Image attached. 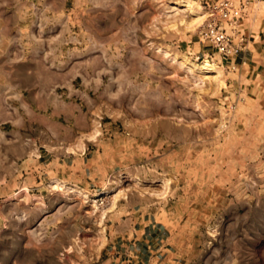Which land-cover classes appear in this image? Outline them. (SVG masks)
<instances>
[{
  "label": "rangeland",
  "instance_id": "obj_1",
  "mask_svg": "<svg viewBox=\"0 0 264 264\" xmlns=\"http://www.w3.org/2000/svg\"><path fill=\"white\" fill-rule=\"evenodd\" d=\"M217 1L0 0V264H127L156 221L174 264H264V59L199 43Z\"/></svg>",
  "mask_w": 264,
  "mask_h": 264
},
{
  "label": "built area",
  "instance_id": "obj_2",
  "mask_svg": "<svg viewBox=\"0 0 264 264\" xmlns=\"http://www.w3.org/2000/svg\"><path fill=\"white\" fill-rule=\"evenodd\" d=\"M252 1L261 3L264 0ZM208 10L210 16L200 29L199 43L210 46L224 60H233L247 51L250 39L241 29L247 17L246 6L233 0H219ZM207 57L210 59L209 54Z\"/></svg>",
  "mask_w": 264,
  "mask_h": 264
},
{
  "label": "crops",
  "instance_id": "obj_3",
  "mask_svg": "<svg viewBox=\"0 0 264 264\" xmlns=\"http://www.w3.org/2000/svg\"><path fill=\"white\" fill-rule=\"evenodd\" d=\"M261 3H264L261 2ZM242 25L245 26L244 32L250 39V44L244 53L241 54L240 59L245 63L260 61L264 59V18L258 21V17H247L242 21ZM254 39V40H253ZM234 61V59L232 60ZM256 69L261 63H255ZM83 151V145H78L77 151ZM135 234V233H134ZM137 234V231H136ZM143 245L147 249L141 251L136 250V257L133 254L136 261H130L132 264H174L176 262V256L174 252L166 248L168 245V229L162 225V223L156 221L150 222L145 225V229L140 232ZM139 240V238L137 239ZM159 247V248H157ZM127 262V264H129ZM135 262V263H134Z\"/></svg>",
  "mask_w": 264,
  "mask_h": 264
},
{
  "label": "bare ground",
  "instance_id": "obj_4",
  "mask_svg": "<svg viewBox=\"0 0 264 264\" xmlns=\"http://www.w3.org/2000/svg\"><path fill=\"white\" fill-rule=\"evenodd\" d=\"M185 4H186L187 7H191L192 6V4L190 2H185ZM209 16H210V11L208 13V17ZM205 18H206V13H202L201 17L199 18L198 24H201L204 21ZM193 66L195 68H198L201 71V73L204 74V75H216L215 77L218 78L217 81H218V84H219L218 86L219 87L224 84V82L220 78V76L222 75V71L217 65L207 62V63H205V64H203L201 66H196V65H193ZM54 187L55 188H57V187L60 188L61 185L56 184ZM24 192L27 194L28 190L24 189Z\"/></svg>",
  "mask_w": 264,
  "mask_h": 264
}]
</instances>
